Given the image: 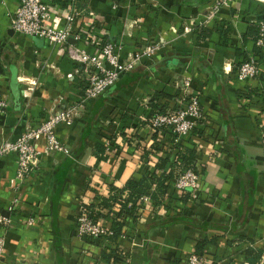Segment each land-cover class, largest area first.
I'll return each instance as SVG.
<instances>
[{
	"label": "crops",
	"instance_id": "crops-1",
	"mask_svg": "<svg viewBox=\"0 0 264 264\" xmlns=\"http://www.w3.org/2000/svg\"><path fill=\"white\" fill-rule=\"evenodd\" d=\"M44 1L59 26L61 15L74 11L72 34L79 39L68 43L89 53L109 40L122 47L123 58L163 43L107 91L82 102L87 73L75 71L62 46L13 31L9 14L17 0H0V143L15 140L49 111L76 107L72 124L56 129L68 153H44L18 188L9 187L16 155L0 158V215L10 218L7 227L0 226V264H121L101 255L114 245L129 255L130 264H186L193 252L212 264L251 263L248 252L264 251V47L257 77L240 81L236 70L244 53L253 51L247 31L264 18V0H231L208 20L213 0ZM196 27L211 33L198 39ZM182 75H191L203 114L189 138L202 169L197 198L179 203L176 213L165 214L162 207L153 211L158 217L143 214L134 238L122 234L116 244L78 237L80 204L106 213L95 197L154 164L156 154L146 157L143 150H149L154 133L159 139L166 130L152 129L145 119L156 101L162 110L173 109L174 97H168ZM112 136L114 147L96 149ZM27 217L34 219L32 226Z\"/></svg>",
	"mask_w": 264,
	"mask_h": 264
},
{
	"label": "built area",
	"instance_id": "built-area-1",
	"mask_svg": "<svg viewBox=\"0 0 264 264\" xmlns=\"http://www.w3.org/2000/svg\"><path fill=\"white\" fill-rule=\"evenodd\" d=\"M231 0H213L209 9L210 13L206 20L213 18L219 9L227 5ZM74 11H68L61 15L63 21L59 26L56 17L52 14L48 4L44 0H17L15 10L9 14V25L11 29L26 36H36L46 39L50 44L63 47L64 54L75 65V71L82 69L86 75V88L81 96L82 102L96 98L111 88L119 77L128 74L143 58L151 57L158 51L163 41H158L147 46L141 52L121 57V46L114 41H107L98 45L95 53H89L85 49L68 43L70 37L79 39V35L72 34V20ZM259 33L255 45L264 47V21H259ZM258 57L252 52L248 53L246 59L242 60L236 70V78L240 81L255 78L259 74ZM67 76L71 77V74ZM191 75H186L180 80L176 108L172 115L162 113L156 115L151 121L152 129L170 128L178 138H184L190 134L196 124L203 118L199 98L193 92L187 90L191 84ZM24 91V90H23ZM4 101L0 96V108ZM75 105L52 110L35 126L27 125L25 130L15 139L0 143V158L10 153L16 155L15 173L9 180V187L18 188L37 167L44 153H68L65 143L57 137L56 129L59 125L72 124L75 117ZM260 132L261 162L264 166V112L261 117ZM43 141V147L41 145ZM200 174L193 168L185 169L173 180V188L176 194L187 192L191 200L197 198L199 190ZM144 205L150 204L149 196L141 197ZM17 197L9 204L8 210L13 209ZM117 207V206H115ZM162 209V206L157 210ZM165 213V208H163ZM157 214V213H156ZM143 218H140L142 221ZM25 223L29 226L34 224L32 217H27ZM10 218L0 215V226L7 227ZM110 226L102 221L95 220L93 210L88 204L82 203L76 215V235L80 238H88L104 243L105 239L112 235ZM5 239L0 233V256L4 251ZM126 264H130V257L123 256ZM96 264V263H95ZM186 264H212L208 263L204 255L189 253ZM233 264V263H229ZM240 264H251L242 262ZM254 264H264V251Z\"/></svg>",
	"mask_w": 264,
	"mask_h": 264
},
{
	"label": "trees",
	"instance_id": "trees-1",
	"mask_svg": "<svg viewBox=\"0 0 264 264\" xmlns=\"http://www.w3.org/2000/svg\"><path fill=\"white\" fill-rule=\"evenodd\" d=\"M195 30L198 39H204L211 33V30L205 27H196ZM247 33L252 35L254 40L252 53L259 58V56H261L262 47L255 45V40L259 33L258 23L257 25L250 26ZM247 55V53H244V59H246ZM165 96L167 97V95ZM168 98H173V96H169ZM161 130L170 132L166 127H162ZM191 132L188 136L184 137L181 142H178L179 144L173 143L174 148L169 150V152H163L161 150V146H158L159 141H156L157 133H154L152 138H154L153 140L155 141L151 144V148L156 149V151L153 149L155 151L154 154H156L154 164L150 167H145L140 177H130L127 179L122 187L110 184L107 196L97 195L95 197L98 206L106 211V213H100L94 210V219L98 221L104 219L105 222L103 221V223L110 226L113 231L112 235L105 239L106 243L116 244L118 237L122 236V234L134 237L137 228L140 227V217L143 214H148L147 217L151 218L158 217L153 211H156L160 206L165 208V214L176 213L179 211V203H185L191 200L187 192L176 194L172 186L173 180L187 168H193L196 172L201 174L202 169H198L197 167L196 150L189 143ZM168 136H170V134H168ZM167 140L174 142L173 137H168ZM105 147L106 145H96V149L100 152H103ZM159 151L162 154L159 153ZM143 152L146 157L150 154V151L147 149L143 150ZM97 157L98 160L104 159V156L97 155ZM143 196H149L151 208L144 205L141 200ZM192 202H194V200ZM115 206L118 208L117 211L113 210ZM149 209L152 210V213H145L146 210L149 211ZM262 252L263 251L248 252L247 255L251 257V264L258 261ZM197 254L203 255L201 252H197ZM101 255L105 258L111 257L113 260L117 261L122 260V253L117 251L116 245H114L109 254L102 252Z\"/></svg>",
	"mask_w": 264,
	"mask_h": 264
},
{
	"label": "rangeland",
	"instance_id": "rangeland-1",
	"mask_svg": "<svg viewBox=\"0 0 264 264\" xmlns=\"http://www.w3.org/2000/svg\"><path fill=\"white\" fill-rule=\"evenodd\" d=\"M261 3L264 5V2H262L261 1ZM209 11V10H208ZM209 13H210V11H209ZM262 21H264V18H262L261 19ZM260 20V21H261ZM259 22V21H258ZM187 31V30H186ZM185 31V32H186ZM257 62H258V60H257ZM258 67H259V65H258ZM186 77V75H182L181 76V78H180V80H183V78H185ZM257 77V76H256ZM175 91H174V101H175V106L174 107H172L173 109H170V108H166V110L165 109H160V108H158V104H157V101L156 100H154V101H156V106H154V105H152V106H150L151 107V109H150V113L148 114V117L145 119V121H146V124L148 125V126H151V121L153 120V118L156 116V115H158V114H162V113H165V114H169V115H172L173 113V111H175L174 109L176 108V104H177V102H176V100H177V95H178V91H179V84L177 83L176 85H175ZM187 92L188 93H191V92H193L192 91V89H191V84H190V86H189V88H188V90H187ZM153 100V99H152ZM201 107V106H200ZM119 113V111L117 112V114ZM117 114H116V116H117ZM121 115H124L123 113L121 114ZM126 116V115H125ZM122 117H124V116H122ZM121 118V117H120ZM113 120H114V118L110 121V123H114L113 122ZM116 122H119V118H118V120L116 121ZM115 122V123H116ZM124 128V126H122V127H120L119 129H123ZM169 129V131L170 132H167L166 131V133L163 135L162 133H160V137H159V139L157 138L156 139V141H159L158 142V146H161V150L163 151V152H169V150H171V149H173L174 148V145H173V143H178V142H181L184 138H178V136H177V134H175L170 128H168ZM159 130V129H158ZM122 132V131H121ZM120 132V133H121ZM168 134H170V136H168ZM121 135H124V133H121ZM168 137H173V141L174 142H170V141H168L167 139H168ZM124 139V142L125 141H127V140H131L130 138H127V137H125V138H123ZM155 140H153V142H154ZM152 142V143H153ZM136 144H140L139 142H137ZM135 144V145H136ZM179 144V143H178ZM116 145V143H115V140L113 139V136L112 137H109V139H108V141H107V144H106V146H108V147H114ZM154 149V148H153ZM152 148H151V144L149 145V151H150V156H152L151 155V153L152 154H154L155 153V151H156V149H154L153 150ZM154 151V152H153ZM148 160V159H147ZM148 166V163H147V165L145 166V167H147ZM144 167V168H145ZM97 203V202H96ZM89 205V207H91L92 206V204H88ZM94 211V210H93ZM124 237H126V238H134V237H130V236H128V235H125ZM119 250V249H118ZM124 255H122V260H114L113 262H118V263H121V264H126V262H125V259H124V257H123ZM129 256V255H128ZM95 260H97L96 258H95ZM120 261V262H119ZM94 264H95V262H94Z\"/></svg>",
	"mask_w": 264,
	"mask_h": 264
}]
</instances>
